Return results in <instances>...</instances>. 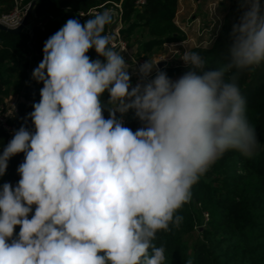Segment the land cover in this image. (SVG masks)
<instances>
[{"label":"clouds","instance_id":"9594fccd","mask_svg":"<svg viewBox=\"0 0 264 264\" xmlns=\"http://www.w3.org/2000/svg\"><path fill=\"white\" fill-rule=\"evenodd\" d=\"M239 4L224 62L206 70L185 51L190 70L175 80L147 59L133 86V66L105 33L109 11L68 19L44 42L33 128L0 153V177L24 154L15 186L0 185V264H166L155 241L181 226L193 186L227 152L251 159L260 147L238 82L264 65V6ZM129 110L135 131L124 126Z\"/></svg>","mask_w":264,"mask_h":264},{"label":"trees","instance_id":"16d2710c","mask_svg":"<svg viewBox=\"0 0 264 264\" xmlns=\"http://www.w3.org/2000/svg\"><path fill=\"white\" fill-rule=\"evenodd\" d=\"M31 1L18 0V3L27 7ZM119 1L121 36L128 47L135 45L137 58L146 61L162 50L164 44L183 39L174 23L177 0H143L139 6L137 0H37L29 19V32H0V104L11 87L19 86V76L28 73L30 77L26 100L18 105L17 113L9 121L12 126L33 128L29 113L40 100L43 83L33 79L32 73L43 59L44 42L68 19L75 18L83 24L92 17L79 18V13L93 9L102 13ZM260 2L264 6V0ZM13 4L14 0H0V14L9 11ZM241 11L239 0H228L213 42L205 48L190 50L206 60V70L215 69L226 59L232 43V25L238 22ZM137 31L145 37L141 42L133 39ZM86 55L92 60L103 59L94 49ZM238 83L260 147L251 159L237 151L227 152L193 186L191 201L178 212L184 218L181 226L168 233L160 232L155 241L157 246L166 249V264H186L188 259H192L193 264H264V65L243 73ZM102 98L107 101V93ZM104 116L108 118L106 110ZM117 116L120 117V113ZM122 118L124 126L133 131L141 127L134 110H129ZM6 142V134L0 130V153ZM23 160V153L9 160L0 185L20 179L17 168ZM203 213H207L209 219L199 230ZM15 232H19V226Z\"/></svg>","mask_w":264,"mask_h":264},{"label":"built area","instance_id":"2783aa9c","mask_svg":"<svg viewBox=\"0 0 264 264\" xmlns=\"http://www.w3.org/2000/svg\"><path fill=\"white\" fill-rule=\"evenodd\" d=\"M14 8L13 10L5 15H2L0 17V24L9 28V29H15L22 23V19L25 15V11L27 7H22L19 5L18 0H14ZM144 3L143 0H137L136 5H142ZM99 8H102L100 6ZM104 11H109L113 17L112 23L110 24L106 34L110 35L111 37V44L114 46V48L117 51H122V55L124 56L126 62H128L131 66L129 69L130 75H131V82L133 86L139 81V75L137 73V69L140 64H143L145 61L141 58H137L134 56L127 45V42L122 38L121 36V30H122V11H121V5L120 1L118 3L112 4V8L110 9H104ZM95 14H98L95 9L90 10L86 13H79V18H84L88 16H94ZM206 15L207 19L209 21V25L207 27L201 28L196 31V37L195 39L188 38L187 35H185V38L176 44H167L168 51L171 52L170 56L167 58H158L155 59V61H159V64H161L160 67L157 68L160 70V68H163L165 66H172V56H175L178 63L174 66H181L185 69H190L188 66H186L182 59H180L185 51H190L194 48H205L208 45H210L213 40L215 39L217 32L220 27V21L218 19L217 13H216V7L214 3H209L206 8ZM192 21L188 23V25H191ZM182 31V30H181ZM184 33V32H183ZM173 47V48H172ZM190 47V49H188ZM156 75V70H153L151 73V76L149 79L154 78ZM18 110L17 104H11V106L8 108V110L5 113L0 114V130L6 134L9 139L11 140L14 132L17 130L15 127L11 126L9 123L10 119L15 116ZM1 113V110H0Z\"/></svg>","mask_w":264,"mask_h":264},{"label":"rangeland","instance_id":"374dc122","mask_svg":"<svg viewBox=\"0 0 264 264\" xmlns=\"http://www.w3.org/2000/svg\"><path fill=\"white\" fill-rule=\"evenodd\" d=\"M198 1V2H197ZM220 0H178V5L179 7L177 8V14H176V18H177V22H178V30H182V34H184V38L185 35H187L188 38L191 39H195L196 37V31L201 29L202 26V22L204 20L203 17H201V13L207 8L209 3H214L215 7H216V13L218 18L220 17L219 14L222 13L223 11L221 10V8L218 6ZM209 2V3H208ZM208 3V4H207ZM15 3L13 4V6L11 7V9L7 12H3L0 14V17L2 15L8 14L10 13L13 8H14ZM219 9V10H218ZM219 12V13H218ZM187 17V19H186ZM197 17V18H195ZM189 18V19H188ZM186 19L183 22V20ZM193 19V20H192ZM192 21L191 25H188V23ZM196 21V22H195ZM198 21V24L196 26V23ZM195 22V23H194ZM199 28V29H198ZM30 26L28 28H26L24 31L25 32H29ZM135 42H141L145 39L144 35L141 33V31H137L133 37ZM164 47H162V50L156 52L151 58L150 60L154 61L155 59L158 58H167L168 55L171 54L170 51H168V49L166 48V51H164L163 49ZM173 48V47H172ZM190 49V47L188 48ZM130 52L135 56L136 52H137V48L135 47V45L133 47H129ZM31 72V71H30ZM19 86L17 87H11L7 93V95L3 96V101L0 104V110L1 113H5L8 108L11 106V104H17L19 105L21 102L26 100V95L27 93V88H28V83L30 80L29 74L27 73L26 75H21L19 76ZM14 118V117H12ZM11 118V119H12ZM10 119V120H11ZM12 126V125H11ZM14 127V126H13ZM17 130L19 128H16ZM7 138V142L10 141L9 137L6 135ZM6 142V144H7ZM2 153V151H1ZM19 179L13 180L10 183L15 186V184L18 182ZM209 219V216L207 213H203L202 218H201V226L199 230H202V226H204L207 222V220Z\"/></svg>","mask_w":264,"mask_h":264},{"label":"crops","instance_id":"0c3cea01","mask_svg":"<svg viewBox=\"0 0 264 264\" xmlns=\"http://www.w3.org/2000/svg\"><path fill=\"white\" fill-rule=\"evenodd\" d=\"M227 1L228 0H220L219 1V4H218V6L221 8V10L223 11L222 13H220L219 14V21H220V24H221V22H222V17H223V15H224V13H225V8H226V4H227ZM198 2V1H197ZM209 3V2H208ZM207 3V4H208ZM179 7V5H178V0H177V8ZM219 10V9H218ZM177 9H176V13H175V18H174V23H175V25H178V22H177V18H176V14H177ZM219 13V12H218ZM201 17H203L204 18V20H203V24H202V26H201V28H204V27H207L208 25H209V21H208V19H207V15H206V9L201 13ZM195 18H197V17H195ZM186 19H187V17H186ZM186 19H184L183 20V22L182 23H184V21L186 20ZM189 19V18H188ZM193 20V19H192ZM187 21V20H186ZM196 22V21H195ZM194 22V23H195ZM197 24H198V21H197V23H196V26H197ZM179 26V25H178ZM178 26H176L177 28H178ZM179 31H181V30H179ZM182 32V31H181ZM183 33V32H182ZM184 35V34H183ZM183 39H184V37H183ZM182 39V40H183ZM181 40V41H182ZM181 41H179V42H181ZM179 42H175V43H166V44H164L163 45V49H164V51L163 52H165L166 51V48L165 47H167V44L169 45V44H172V46H173V44H176V43H179ZM133 53V52H132ZM170 55H168V57H169ZM176 63H178V61H177V59H176V57L175 56H172V66H165V67H163V68H160V70H163V71H165L166 73H167V75H168V77L169 78H171V79H173V80H175V79H178L180 76H182L184 73H186L187 72V69H185V68H183V67H181V66H174V65H176ZM159 64V63H158ZM159 67V66H158Z\"/></svg>","mask_w":264,"mask_h":264},{"label":"water","instance_id":"95a60500","mask_svg":"<svg viewBox=\"0 0 264 264\" xmlns=\"http://www.w3.org/2000/svg\"><path fill=\"white\" fill-rule=\"evenodd\" d=\"M36 1L37 0H33L28 4L27 9L25 11V15L22 19L21 25H19L15 29H9V28L0 24V32L10 33V34H19V33L23 32L26 28H28L30 26L29 19H30V16H31V13H32V10H33V7H34ZM158 66L160 67L161 64H159Z\"/></svg>","mask_w":264,"mask_h":264}]
</instances>
